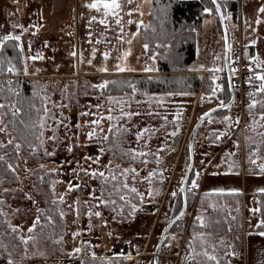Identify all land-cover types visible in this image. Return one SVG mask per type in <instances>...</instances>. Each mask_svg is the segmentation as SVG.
<instances>
[{
    "label": "rangeland",
    "instance_id": "1",
    "mask_svg": "<svg viewBox=\"0 0 264 264\" xmlns=\"http://www.w3.org/2000/svg\"><path fill=\"white\" fill-rule=\"evenodd\" d=\"M235 1L236 12L226 13L229 58L241 39L244 55L252 56V51L253 57H246L258 60L263 70L264 12L260 9L264 8V0ZM92 2L0 0V38L20 36L18 45L23 48L21 62L11 65L15 70L0 73V85L3 78L10 84L20 69L35 82L43 106L39 153L35 147L29 153L21 148L7 124L5 108H0V156L9 152L8 143L15 147L17 154L11 166L16 183L6 184L0 178V249L6 253L1 262L5 258L17 260L19 264H83L87 254L86 257L113 259L123 264H149L174 212L188 165L186 146L191 129L203 113L222 102L216 91L215 94L198 90L171 95L138 90L120 94L93 91L101 81L100 75L105 74L100 72H106L101 71L103 68L118 71L119 66L139 70L151 68L150 64L157 60L149 56L137 38L146 13L144 0H118L121 7L116 16H105L102 6L99 10L88 8ZM212 17H204L201 28L195 32L194 59L180 63L201 75L202 80L207 76L212 78L217 90L222 78H226V71L222 36L216 18ZM173 53L164 50L160 56L170 55L172 67L178 68L172 59ZM37 54L43 58L31 59ZM230 68L233 76L232 61ZM245 83L243 103L251 114H246L247 119L239 125L242 133L239 128L235 129L236 100L227 111L202 122L193 144L192 181L197 186L193 187L192 181L186 186L189 202L183 227L180 232L169 233V241L162 247L157 264L175 261L178 252L176 264H179L183 246L195 239L191 228L197 229V226L192 220L201 217L205 225L206 219L215 213L240 215L239 230L229 225L228 231L213 236L214 243L221 241L228 246L220 263L264 264V236L260 235L264 229L258 225L261 219L256 195L258 191L264 192V171L261 170L264 157L254 154L258 153L264 133V92L256 96L264 81L258 80L253 90ZM234 89L237 91L236 86ZM254 101L255 105L250 108ZM10 106L14 110L11 103ZM93 121L99 123L93 124ZM209 129H223L225 135H221L217 144L207 143ZM89 133L93 135L89 137ZM251 145H256V150ZM141 152L146 155H138ZM125 169L130 171L125 173ZM93 172L97 173L95 177ZM101 172L104 176L99 175ZM118 175L122 185L128 186L121 188L122 194L134 187L138 197V202L130 199L136 210L124 219L115 216V212L123 209L115 208L111 202H102L109 200L107 194H117L121 185L115 182ZM107 176L115 179L104 183ZM126 193L122 196L127 199ZM48 198L55 202L59 214L63 213L65 225L63 233L50 244V251L37 238L40 219L36 223ZM97 212L99 216L95 215ZM197 222L201 225L198 219ZM34 223L36 227L30 232ZM77 248L79 252L75 251ZM202 253L198 264H207L208 259Z\"/></svg>",
    "mask_w": 264,
    "mask_h": 264
},
{
    "label": "trees",
    "instance_id": "2",
    "mask_svg": "<svg viewBox=\"0 0 264 264\" xmlns=\"http://www.w3.org/2000/svg\"><path fill=\"white\" fill-rule=\"evenodd\" d=\"M218 1L223 11L226 25H228L226 13L227 11L232 13L236 12V1ZM205 8L211 9V12H205ZM206 16H214L216 18L218 28L222 36L217 11L212 3V0H152V5L147 14V22L139 28V40L143 44L148 45L146 48L147 53L157 58V70L151 74L144 72L134 73L133 71L119 73L102 72L105 74L100 75L101 81L99 85L107 81V86L100 88L95 85L93 91L104 94H120L126 91H133L134 86L136 90L147 92L149 94L195 93L198 90L207 93L213 92L212 90L214 88V84L212 78L207 76L202 80L201 75L182 67V64L180 63L181 61L191 62L194 59V35L195 32L201 28L202 20ZM164 50H169L170 53L174 52L172 59L178 63V68L172 67L170 55L167 57L168 59L160 56V53L164 52ZM251 53L252 56H246L253 57V52L251 51ZM19 62H21V50L18 45V41H4V46L0 49V73L3 74L9 69L7 67ZM19 71L20 72L15 74L12 78L10 84L5 78H3L2 84L0 85V99L2 100V105H4L5 108V118L7 120V124L18 144L27 153L34 150V147L38 148L37 152L39 153V120L40 114L43 110L42 99L37 92L35 82H33L29 77L24 76L22 70L19 69ZM207 72L208 75H210V70ZM227 83L226 78L223 77L220 87L216 90L217 98L222 101L221 103H225L230 98V90ZM259 95H261V92L256 94L257 97H260ZM10 103L14 106V110L11 109ZM230 107L214 111L208 115L204 121L208 120L211 115L222 114ZM201 125L195 133L194 141ZM221 133H224L223 129H209L206 133V142L217 144L221 137ZM246 135H248L247 132ZM236 146L238 149V144ZM6 147L9 149V152L0 156L3 157V159H0V178L3 179V182L6 184L16 183L17 178L11 166L14 165L16 161L14 157H16L17 154L15 147L11 143H8ZM186 147L188 148V144ZM250 148L256 150V145H251ZM254 154L255 156L259 154L260 157H264V133L260 138L258 153L256 152ZM250 157L253 158L254 156L251 154ZM194 169L195 166L193 164L188 176L187 186L193 180ZM109 177L110 176L106 177L104 183L113 182V179ZM116 178L115 182L121 184H119L120 188L116 190L117 194H107V198L109 196V203L111 201H115V208L123 209V211L115 212V216L120 219H124L125 217L133 214L132 205H134V202L130 199L138 202V197L137 193L123 192V194H128V198L126 200H121L120 196L123 195L121 191V188H123L121 175H118ZM45 189V193H49L47 187H45ZM114 191L115 190L112 189V192ZM256 195L258 196L257 206L260 211V219L261 221H264V192L258 191L256 192ZM48 200L49 202H47L44 206V211L41 213L39 218L40 232L37 235V238H39L42 243L47 245L48 247L45 249L50 251L52 250L49 248V246L52 247L50 244L53 243L54 238L63 233L65 225L62 216L57 211L55 202L51 201L49 198ZM188 202L189 198L186 196V204ZM181 205L182 193L180 189L178 190L176 202L174 204V212L171 219L178 213ZM183 220V216L180 215L172 222L168 228L166 237L164 238L161 247L169 241V233L173 232L175 234L181 231L179 229L183 227ZM206 220L207 224H203V226L198 224L197 218L192 220L193 225L197 226V229L196 227L194 229L191 228V232L193 233L195 239L188 241L189 243L183 246V253L179 264H186L187 261H190L192 264H198V256L201 255L200 253H202V250L207 251L209 255H214L217 258L216 261L207 260V264H217V261L221 264L224 261L225 252L228 250V246L221 241L214 243L213 236L219 232L228 231L227 229H229V225L236 228V231L237 229L239 230L241 226L240 215L238 214V216L235 217L229 215V213L225 215L215 213L209 217V220ZM261 221L258 225L259 228L263 230L264 224H261ZM200 228H202V230ZM5 254L6 253L0 249V264H10V262L11 264H19L17 260L9 261L5 258L4 261L1 262V260H3L2 258L5 257ZM86 255L87 254H85L83 258V264H108L109 261H111V264L124 263H117V260H108L97 256L86 257ZM149 264H153V259H150Z\"/></svg>",
    "mask_w": 264,
    "mask_h": 264
},
{
    "label": "snow or ice",
    "instance_id": "3",
    "mask_svg": "<svg viewBox=\"0 0 264 264\" xmlns=\"http://www.w3.org/2000/svg\"><path fill=\"white\" fill-rule=\"evenodd\" d=\"M129 2H131V0H129ZM212 3L216 5V11L219 12V11H220V6H219V4L216 3V0H212ZM101 6H102L103 9H104V15H105V16H108L109 14H111V15H113V16H116V15L118 14L117 10H119L120 7H121V5L118 3V0H93L92 3H90V4L87 5L88 8H90V9H97V10H99V9L101 8ZM204 11L210 13V12H211V9H209V8H205ZM260 11H261V12H264V8H261ZM93 19H95V17H93ZM119 22H120V21L117 20V23H119ZM257 22L259 23V21H257ZM101 23H104V21L102 20ZM8 40L19 41V40H20V36L7 35V36H4L3 38H0V49L3 48V46H4V41H8ZM129 43H131V41H129ZM147 47H148V45L145 44V48H147ZM20 50L23 51L22 46H21V49H20ZM128 54H129V53H126V55H128ZM73 55H75V53H73ZM107 55H108V54L105 53V58H107ZM42 58H43V57H42L41 55H39V54H37L36 56L31 57V59H34V60H35V59H42ZM89 63H91V61H89ZM8 70L11 72V71H14L15 69H14V67H11V66H10ZM117 70L122 72V71H126L127 69H124V68H121V67L117 66ZM144 70H145V71H152L151 68H145ZM25 71H26V68H25ZM101 71H107V68H103V69H101ZM211 71H219V69H212ZM256 79H258V80H260V81H264V75H257ZM107 83H108V82L105 81L103 84H100V85H98L97 87L104 88V87L107 86ZM217 87H219V85H217ZM135 91H136V89H135V87L133 86V92H135ZM212 91H213V94H215L216 89L214 88ZM258 91H259V92H264V83H261V84H260V87H259ZM169 95H171V93H169ZM249 95H252V94L249 93ZM110 99H111V98H110ZM161 102H162V101H161ZM121 103H124V102L121 101ZM254 105H255V101H254L253 104L250 105L249 107L251 108V107H253ZM221 106H222V107L224 106L223 103L221 104ZM2 107H4V105H0V108H2ZM45 111H47V109H45ZM213 111H215V110H213ZM128 115H130V114H128ZM205 115L207 116L208 113H206ZM108 119H112V117L109 116ZM228 119H230V117H225V120H228ZM262 119H264V117H262ZM92 123H93V124H97V123H99V122H98V121H93ZM40 126H41V128H43V123H41ZM109 131H112V129L110 128ZM172 134H173V135H176L175 132L172 133ZM92 135H93V133H89V137H91ZM139 135H140V134H138V137H137L138 139H139ZM220 135H225V133H221ZM52 138L55 139V137H52ZM105 139H107V137H105ZM17 148H19V145H17ZM69 150H70V149H69ZM138 155H140V156H144V155H146V154L143 153V152H141V153H138ZM0 159H3V157H0ZM261 170L264 171V166H261ZM124 171H125V173H127V172L130 171V170H129V169H125ZM92 175H93V177H95V176L97 175V173H96V172H93ZM99 175H100V176H104V173L101 172V173H99ZM149 175L151 176V175H153V174L150 173ZM112 179H115V176H113ZM192 185H193V187H196V186H197L196 181H192ZM123 187H124V188H127L128 186H127V184H124ZM69 190H72L71 187H70ZM130 191H131L132 193H136V192H137L136 188H134V187L131 188ZM184 191H185V189H184V188H181V192H184ZM172 195L175 196L176 193L173 192ZM141 198H142V197H141ZM120 199H121V200H125L126 197H125V196H120ZM102 202L105 203V204H108V203H109V201H102ZM111 203L114 204L115 201H111ZM132 208H133V211L136 210V206H135V205H132ZM254 211H255V210H254ZM61 215H63V213H61ZM89 215L91 216L92 213H89ZM95 215H96V216H99L100 213L97 212V213H95ZM180 215L183 216L184 213L181 212ZM197 219L200 221L201 225L203 226V223H204L203 219H202L201 217H197ZM38 222H39V218H37L36 223H38ZM261 224H264V221H261ZM35 227H36V224L34 223L33 226H32V228H29V231H30V232L33 231ZM77 234H78V233H75L74 235H77ZM260 235H261V236H264V232H261ZM75 251H76V252H79L80 249L77 248V249H75ZM202 254H203V256L207 257V259H208L209 261H216V260H217L216 256H214V255H209V253H208L207 251H204ZM233 255H235V253H233ZM93 256H95V253H93ZM193 258H194V257H193ZM10 264H11V262H10ZM108 264H111V261H109ZM217 264H219L218 261H217Z\"/></svg>",
    "mask_w": 264,
    "mask_h": 264
},
{
    "label": "water",
    "instance_id": "4",
    "mask_svg": "<svg viewBox=\"0 0 264 264\" xmlns=\"http://www.w3.org/2000/svg\"><path fill=\"white\" fill-rule=\"evenodd\" d=\"M216 3L219 4V1L216 0ZM214 6L216 8L215 4H214ZM219 6H220V4H219ZM217 15H218V20H219V23H220V26H221V31H222L223 53H224V67H225V71H226V78H227V82H228V87H229V90H230V98H229L228 101L223 103V105H224L223 107L221 106V104H222L221 103V104H219V105H217L215 107H212L211 109L207 110L205 113H203L196 120V122L194 123V125H193V127L191 129V132H190L189 137H188V165H187L184 177H183L182 182H181V188L185 189L184 192H181L182 193V205H181V208L178 211V213L171 219V221L166 225V227L163 230V233H162V235H161V237H160V239H159V241H158V243H157V245L155 247V250H154L153 264H157L159 250H160V247H161V245L163 243L164 238L166 237V234H167L169 226L172 224V222L175 219H177L180 216L181 212L185 211V208H186L185 192H186L188 176L190 174V171H191V169L193 167V163H194V146H193V144H194L195 133H196L198 127L204 121V119L208 115H210L211 113L214 112L213 110L216 111V110H219V109L228 108L233 103V100H234V87H233V84H232V77H231L230 64H229L228 28H227V25H226V21H225L221 6H220V11L217 12ZM206 113H208L207 116L205 115Z\"/></svg>",
    "mask_w": 264,
    "mask_h": 264
},
{
    "label": "built area",
    "instance_id": "5",
    "mask_svg": "<svg viewBox=\"0 0 264 264\" xmlns=\"http://www.w3.org/2000/svg\"><path fill=\"white\" fill-rule=\"evenodd\" d=\"M231 61L234 66V74H233V81L236 86V108H234L235 116L237 117L238 121L236 122L235 129H240L242 133L243 129L240 128L242 126L245 119H247L246 114L249 113L244 108L243 103V92L246 90V81L250 86L249 90H253L257 87L258 79H256L257 75H263V71L260 65V62L255 59L247 58L243 53V45L241 39L238 41L237 48L232 52ZM235 117V119H236ZM240 125V126H239ZM247 125V124H246ZM233 126H230V129ZM228 243V242H227ZM171 248V246H170ZM180 253L176 254L175 261L167 262L168 264H176L179 260Z\"/></svg>",
    "mask_w": 264,
    "mask_h": 264
},
{
    "label": "crops",
    "instance_id": "6",
    "mask_svg": "<svg viewBox=\"0 0 264 264\" xmlns=\"http://www.w3.org/2000/svg\"><path fill=\"white\" fill-rule=\"evenodd\" d=\"M143 4H144V6H143V8H145V10H146V13H145V17H143V21H142V23L139 25V27H138V31H137V38H138V40H139V28H140V26L141 25H143V24H145L146 22H147V14H148V11H149V9H150V7H151V5H152V0H144V2H143ZM206 17H212V16H206ZM205 17V18H206ZM212 18H214V17H212ZM203 21H204V19H203ZM140 41V40H139ZM222 42H223V40H222ZM145 45V44H144ZM146 49V48H145ZM149 56H152V55H149ZM152 57H154V56H152ZM154 58H156V57H154ZM156 60H157V58H156ZM151 65V69H152V71H145L144 69H139V70H126L127 72H129V71H140V72H144V73H151V72H154V71H156L157 70V63H152V64H150ZM193 70H195V69H193ZM106 72H109V73H112V72H114V73H119L118 71H106ZM122 72H125V71H122ZM96 73H99V72H96ZM100 73H102V72H100Z\"/></svg>",
    "mask_w": 264,
    "mask_h": 264
}]
</instances>
